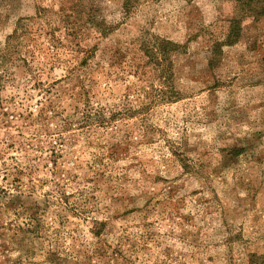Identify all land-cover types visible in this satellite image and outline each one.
<instances>
[{
  "label": "rangeland",
  "instance_id": "obj_1",
  "mask_svg": "<svg viewBox=\"0 0 264 264\" xmlns=\"http://www.w3.org/2000/svg\"><path fill=\"white\" fill-rule=\"evenodd\" d=\"M128 2L0 0V264H264V1Z\"/></svg>",
  "mask_w": 264,
  "mask_h": 264
},
{
  "label": "trees",
  "instance_id": "obj_2",
  "mask_svg": "<svg viewBox=\"0 0 264 264\" xmlns=\"http://www.w3.org/2000/svg\"><path fill=\"white\" fill-rule=\"evenodd\" d=\"M130 0H127V3H125V7L128 8L129 2ZM238 2H241V0H236ZM264 0H248L249 5L251 3H260ZM128 11V10H127ZM128 13V12H127ZM68 18H74V16H68ZM94 21V19L92 18H88L86 19V21H84V23L82 24H78L76 21L70 22L69 27H67V30H69V32H71V34L73 33V35L76 36V39H79L76 46L78 47V49L76 50V52H83L84 54H86L85 57H83L81 60L79 59H75L74 62L69 65L72 66V70L69 72V76L65 77V81H74V80H78L79 83L82 84V87H84V80L86 78V74L85 72H82L80 69L89 66V59L93 58V52L96 51V47L89 49L88 47H82L81 46V39L83 36L82 33V29H78L80 27H82V25H84L85 23H89L92 24V22ZM95 25H93V29H96L97 32H100L101 35H107L110 31L111 28L110 27H106L105 25L103 26L102 22L100 23L99 21H94ZM80 26V27H79ZM28 27V21L27 19H20L17 25L16 30L14 31V33L8 38L9 40V44H8V48L7 49H12L14 46L12 44L15 43V46L18 44H21L22 39H26L27 40H31V33L28 31L27 29ZM80 30V31H79ZM143 52L144 54L149 58V60H151L154 63H158V65L162 66V63H164L165 61L169 60V55L170 54H178L182 51V48L184 46L167 41V40H162V39H150V41H146L143 45ZM51 47H53V49H58L59 46H57V43L52 42L51 43ZM49 50H51V48H48ZM10 52V51H9ZM54 53V52H53ZM95 54V53H94ZM56 59L53 60V63H56L59 61L57 55L54 56ZM78 70H77V69ZM81 71V72H80ZM90 80V79H89ZM88 90L85 89L83 91V98H84V104L85 107L83 106V108H80L77 106H74V111L73 114L72 113H68V114H72V115H67L66 116V123H69V121L73 118V117H78L79 119V123L80 124H85L86 121H89L90 119H94L97 120L98 123L101 124V126H108L111 122L114 121H118L123 118H133V116H135V108L131 107V106H125L124 109H120L119 111H109L108 113L104 110L101 111V113L99 112H95V114H92V106H90L89 103V97H88ZM161 98V96H159ZM177 98V93L172 90L171 91V95L169 97H165L162 98L163 101H172L173 99ZM148 104L145 103V105L142 106L141 110H145L147 109Z\"/></svg>",
  "mask_w": 264,
  "mask_h": 264
}]
</instances>
